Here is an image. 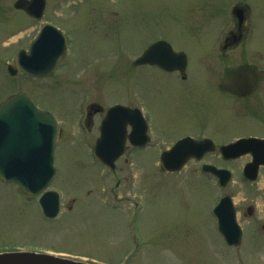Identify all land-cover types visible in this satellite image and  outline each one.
I'll list each match as a JSON object with an SVG mask.
<instances>
[{
    "label": "rangeland",
    "instance_id": "obj_1",
    "mask_svg": "<svg viewBox=\"0 0 264 264\" xmlns=\"http://www.w3.org/2000/svg\"><path fill=\"white\" fill-rule=\"evenodd\" d=\"M16 1L0 0V103L22 93L57 119L56 176L48 190L59 194L60 213L46 219L38 197L0 180V253L82 264H264V167L248 182L242 169L250 156L224 161L218 152L239 138H264V0H47L40 20L16 10ZM237 4L250 7L252 32L225 51H237V64L256 65L260 81L256 93H237L236 120L234 109L221 108L217 93L205 89L204 69L209 51H224L222 32ZM45 24L65 34L64 63L49 77H9L7 66ZM158 40L186 55L188 87L178 74L132 65ZM90 102L104 111L118 103L141 108L151 144L128 150L113 171L103 167L92 153L97 128L82 125ZM185 134L213 140L216 151L165 173L160 153ZM202 164L229 170L231 181L218 187ZM225 195L243 232L237 248L225 245L212 212Z\"/></svg>",
    "mask_w": 264,
    "mask_h": 264
},
{
    "label": "water",
    "instance_id": "obj_2",
    "mask_svg": "<svg viewBox=\"0 0 264 264\" xmlns=\"http://www.w3.org/2000/svg\"><path fill=\"white\" fill-rule=\"evenodd\" d=\"M46 0H17L13 7L22 10L28 17L40 20L43 17ZM67 44L62 32L51 25L41 28L30 42L27 50H20L15 57V67L8 66L7 73L14 77L18 72L32 78H41L53 73L64 58ZM135 64L155 65L167 72L183 73L187 58L175 53L165 41L151 44L135 61ZM131 125L129 142L144 146L149 138L147 125L137 109L121 105L110 108L101 123L100 136L93 153L101 164L111 170L115 162L124 154L127 125ZM58 126L54 117L40 110L27 96L18 93L0 105V180L16 184L27 196L40 195L42 214L49 220L59 214V195L46 191L55 177L54 149ZM215 151L209 139L196 141L186 137L177 141L169 150L160 155L164 171H180L186 163L200 161L206 153ZM224 160H235L250 155L251 161L243 168V177L254 182L260 167H264V139L241 138L219 149ZM202 171L216 177L224 188L231 180V172L213 165H203ZM252 209L247 208V215ZM217 220V230L229 247H239L242 230L237 223L236 211L229 195L222 197L213 209ZM0 264H82L75 261L45 254L13 252L0 253Z\"/></svg>",
    "mask_w": 264,
    "mask_h": 264
},
{
    "label": "flooded vegetation",
    "instance_id": "obj_3",
    "mask_svg": "<svg viewBox=\"0 0 264 264\" xmlns=\"http://www.w3.org/2000/svg\"><path fill=\"white\" fill-rule=\"evenodd\" d=\"M250 7L248 5H241L237 4L235 5L232 10V23L231 26L228 27L225 31L222 32V50L224 51H209L207 54L208 57V65L205 67V79H204V87L205 89H210L208 91H212L214 93H217L219 96L218 101L222 104L221 108H229L234 109L232 113L233 118L237 120V93H239L242 96H246L247 94L256 93V87L260 80H257V70L255 69L254 64L246 63V62H239L237 64V51H225L228 49H235L237 48V45L241 43L242 40H244L247 35H251V27L252 22L250 23ZM143 52V51H142ZM177 52V51H175ZM216 52V53H215ZM69 51L66 52L65 57L59 64L58 68L64 63L65 58L68 56ZM139 57V56H138ZM137 57V58H138ZM215 57V58H214ZM136 59L133 61L134 67H143L148 65H142V64H135ZM216 61V63H215ZM219 62V63H218ZM218 65V66H217ZM218 68H217V67ZM158 69L160 72L165 74H178L182 83H186L185 86L188 87L189 80L187 79L185 72L179 73L177 71L174 72H167L162 70L158 66H149ZM188 68V64L186 69ZM213 72L214 77L211 75ZM216 77V78H215ZM262 82V80H261ZM214 102V101H213ZM119 104V103H118ZM117 105V104H114ZM113 105V106H114ZM122 105L128 109H138L141 110L139 107H135L131 104H119ZM219 105V103H218ZM112 107V106H111ZM255 108L257 106H254ZM251 109V107H250ZM108 109L104 111V108L99 105L98 103L90 102L86 105V108L84 109V117L82 119V125L85 130L91 132V130L97 128L98 134L96 139L94 140V144L92 146V149L95 145V142L99 136V130L101 126V122L105 117V113ZM143 113V111H142ZM252 115H257V111L252 112ZM263 115V114H260ZM99 117V118H98ZM143 117L146 120L145 114L143 113ZM147 122V121H146ZM59 125V124H58ZM148 125V123H147ZM131 130V125L128 124L126 127L127 131V138L125 142V153L129 151H138L146 148L148 145L151 144V139L149 137V141L144 146H135L132 145L129 142V132ZM149 133V126L147 134ZM187 137L188 134H185ZM58 136H59V129H58ZM149 136V134H148ZM182 137V138H183ZM190 137V136H189ZM255 137V136H254ZM192 138V137H191ZM261 138V137H258ZM194 139V138H193ZM207 139V138H202ZM202 139H195L197 141ZM212 154V153H211ZM123 155V156H124ZM209 154H205L203 159ZM122 156V157H123ZM253 213V209H252ZM262 230H264V225L261 227Z\"/></svg>",
    "mask_w": 264,
    "mask_h": 264
}]
</instances>
